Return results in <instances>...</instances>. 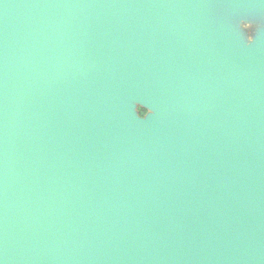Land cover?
<instances>
[{
	"label": "water",
	"instance_id": "obj_1",
	"mask_svg": "<svg viewBox=\"0 0 264 264\" xmlns=\"http://www.w3.org/2000/svg\"><path fill=\"white\" fill-rule=\"evenodd\" d=\"M248 21L264 0H0V264H264Z\"/></svg>",
	"mask_w": 264,
	"mask_h": 264
},
{
	"label": "rangeland",
	"instance_id": "obj_2",
	"mask_svg": "<svg viewBox=\"0 0 264 264\" xmlns=\"http://www.w3.org/2000/svg\"><path fill=\"white\" fill-rule=\"evenodd\" d=\"M261 27H264V23L258 21H248V22H241L238 25V28L241 30L244 38L247 41H251L256 34L257 30Z\"/></svg>",
	"mask_w": 264,
	"mask_h": 264
},
{
	"label": "trees",
	"instance_id": "obj_3",
	"mask_svg": "<svg viewBox=\"0 0 264 264\" xmlns=\"http://www.w3.org/2000/svg\"><path fill=\"white\" fill-rule=\"evenodd\" d=\"M139 113H140V115H143L145 113V110L139 109Z\"/></svg>",
	"mask_w": 264,
	"mask_h": 264
}]
</instances>
